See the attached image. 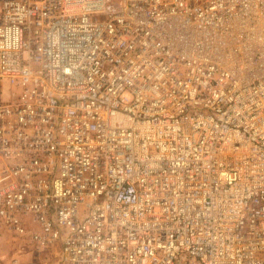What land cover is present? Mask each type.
Wrapping results in <instances>:
<instances>
[{
	"label": "built area",
	"instance_id": "obj_1",
	"mask_svg": "<svg viewBox=\"0 0 264 264\" xmlns=\"http://www.w3.org/2000/svg\"><path fill=\"white\" fill-rule=\"evenodd\" d=\"M46 256L264 264V0H0V261Z\"/></svg>",
	"mask_w": 264,
	"mask_h": 264
},
{
	"label": "rangeland",
	"instance_id": "obj_2",
	"mask_svg": "<svg viewBox=\"0 0 264 264\" xmlns=\"http://www.w3.org/2000/svg\"><path fill=\"white\" fill-rule=\"evenodd\" d=\"M1 256H3V257H6V256H4V255H1ZM4 259H6V258H4ZM44 263H46V264H53V256H46V257H44ZM4 263V262H3ZM0 264H2V262L0 261Z\"/></svg>",
	"mask_w": 264,
	"mask_h": 264
}]
</instances>
